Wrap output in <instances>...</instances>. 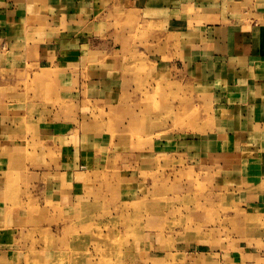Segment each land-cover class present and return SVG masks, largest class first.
Returning <instances> with one entry per match:
<instances>
[{"label":"crops","instance_id":"obj_1","mask_svg":"<svg viewBox=\"0 0 264 264\" xmlns=\"http://www.w3.org/2000/svg\"><path fill=\"white\" fill-rule=\"evenodd\" d=\"M137 87L176 102L181 148L206 152L238 200L247 236L208 264H264V0H0V189L23 172L71 181L91 123L133 126ZM88 106L99 120L72 128Z\"/></svg>","mask_w":264,"mask_h":264},{"label":"rangeland","instance_id":"obj_2","mask_svg":"<svg viewBox=\"0 0 264 264\" xmlns=\"http://www.w3.org/2000/svg\"><path fill=\"white\" fill-rule=\"evenodd\" d=\"M136 92L139 116L121 135L91 123L89 165L71 181L23 172L3 183L0 264H208L234 253L247 231L223 170L190 143L181 148L191 134L179 129L191 119L176 116V102L165 109L158 94L149 101L145 87ZM94 110L76 111L71 127L83 130V116L99 120Z\"/></svg>","mask_w":264,"mask_h":264}]
</instances>
